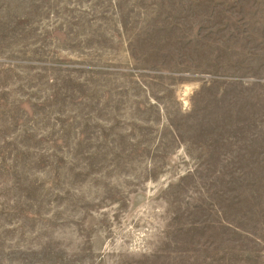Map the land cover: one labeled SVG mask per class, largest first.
Segmentation results:
<instances>
[{
  "label": "rangeland",
  "instance_id": "1",
  "mask_svg": "<svg viewBox=\"0 0 264 264\" xmlns=\"http://www.w3.org/2000/svg\"><path fill=\"white\" fill-rule=\"evenodd\" d=\"M0 264H264V0H0Z\"/></svg>",
  "mask_w": 264,
  "mask_h": 264
}]
</instances>
